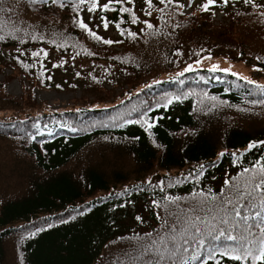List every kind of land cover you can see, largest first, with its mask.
Returning <instances> with one entry per match:
<instances>
[{"label": "trees", "instance_id": "1", "mask_svg": "<svg viewBox=\"0 0 264 264\" xmlns=\"http://www.w3.org/2000/svg\"><path fill=\"white\" fill-rule=\"evenodd\" d=\"M179 2L190 13L175 3L165 7L152 0L149 8L144 0H125L121 6L135 11L136 23L129 13H89L88 4L82 5L79 15L93 31L120 41L104 44L77 26L71 0H63V8L50 0H0V34L17 28L16 36L24 40H0V67L13 71L0 84V264H132L133 238L143 241L163 222L157 213L165 212L152 200L163 205V197H182L183 207L194 194L220 196L225 180L242 178V169L264 157V145L248 148L264 141V104L251 103L264 100L258 88L264 70L253 68L264 69V8L218 0L203 11L198 6L205 0ZM216 11L225 13L227 24H217ZM100 17H107V29ZM44 47L118 68L121 81L108 84L121 92L114 95L96 80L59 109L38 103L32 88L25 87L19 98L8 95L5 85L15 77L35 88H52L43 73L5 53ZM198 58L200 66L193 63ZM187 64H193L192 71H183ZM177 95L182 99L175 100ZM140 116L155 121L153 127L124 123ZM252 232L258 241L259 231ZM203 254L206 258V249ZM217 261L239 264L219 255L208 264Z\"/></svg>", "mask_w": 264, "mask_h": 264}, {"label": "snow or ice", "instance_id": "2", "mask_svg": "<svg viewBox=\"0 0 264 264\" xmlns=\"http://www.w3.org/2000/svg\"><path fill=\"white\" fill-rule=\"evenodd\" d=\"M41 2L48 3L49 0H41ZM50 2L53 5L58 4L61 8L65 6L63 0H50ZM127 2L130 4L132 0H127ZM144 2L149 8L154 7L152 0H144ZM217 2L218 0H205L198 7L203 11H209ZM220 2L227 5L228 0H220ZM244 2L246 4L251 2L254 8H264V5L254 3V0H244ZM86 3L88 4L87 11L89 13L95 12L97 9L105 12L117 11L119 13H129L132 23H136L139 20V17L131 7L121 6L125 3V0H107V2L102 4L99 3V0H90V2L89 0H71L70 7L77 13V16L73 17L77 26L104 44L119 43L120 41L103 38L93 31L88 23L84 22V18L79 15V12L81 6ZM174 3L177 6V10L185 7V4L180 3L179 0H159V4L165 5V7ZM113 4L119 7H111ZM2 10L0 9V11ZM155 10L161 14L164 13V8L157 7ZM8 11L11 12L12 9L9 8ZM144 14L148 17L152 15L151 11ZM261 14L264 15V13ZM100 21L103 27L107 29V17H100ZM143 23L150 29L154 27L153 23L148 19H145ZM17 31H20V29L13 28L6 34H0V40L10 36L12 39L23 43V37L16 36L15 33ZM2 32L3 30L0 29V33ZM128 34L133 38L137 35L135 32ZM30 38L32 40L43 39L42 36L36 35H32ZM52 43L55 44L56 42L53 40ZM61 46L66 47L67 45ZM40 51H43L44 55L47 56L45 50L41 49ZM177 54H180L179 49H177ZM32 55L38 56L39 52L34 51ZM193 63L196 66H200L202 58L196 59ZM53 66L56 67L58 65ZM217 67V65L213 64L211 65V70L216 71ZM253 68L257 71L264 70L257 68L255 65ZM192 70L193 64H187L183 71ZM220 71L227 72L229 69L223 68ZM76 75L80 74L76 73ZM233 75L238 74L233 73ZM48 79H51V76ZM241 79L248 80L247 77H241ZM248 83L255 84L256 82L248 80ZM57 87H60V85H57ZM258 88L264 92V84L258 85ZM174 99L179 101L182 97L177 95ZM210 99L214 101L216 97H210ZM171 103L172 98H169L164 106L167 107ZM251 103L264 104V100H252ZM154 122H150L145 116H140L137 120H124L125 124L138 123L142 127L147 126L146 130L151 129ZM72 131L75 132L77 129L73 128ZM32 138L34 139L35 137L33 136ZM105 139H108V137H105ZM258 145H264V141L250 142L248 148L251 149ZM218 155L223 156L224 153L221 152ZM233 155L235 154L233 153ZM262 161H264V157L257 160L250 168L242 169V178L230 177L225 180L224 185L227 187L221 189L222 195L220 196L213 194L209 198L208 194L203 192L194 194L193 200L185 201L183 207L180 205L182 197H163V200L166 201L163 205L159 201L152 200L151 204L153 207L164 210L165 215L163 217L157 213V219L163 222L158 231L145 233L143 241L139 239V236L133 238L135 240L133 250L136 255L130 257L132 264H208V261L215 260L217 255L227 257L230 261L239 262V264H247L249 260H251V264H264V162ZM200 169L202 173L203 165L200 166ZM146 182L151 184L150 179ZM162 184L163 181L161 180L156 186ZM173 205L175 206L174 210L172 208ZM135 219L143 222L140 216H136ZM253 228L260 233L258 241L252 238ZM234 232H239V235H234ZM223 240L232 241L235 244L224 243ZM255 243H258V249L253 251ZM205 249L207 250L206 258L203 254ZM186 256L188 258H185ZM217 264H220V262L217 261Z\"/></svg>", "mask_w": 264, "mask_h": 264}, {"label": "rangeland", "instance_id": "3", "mask_svg": "<svg viewBox=\"0 0 264 264\" xmlns=\"http://www.w3.org/2000/svg\"><path fill=\"white\" fill-rule=\"evenodd\" d=\"M186 12H189V10ZM214 16L217 24L228 23L224 13L216 11ZM111 35L107 33V36ZM41 49L47 52V56L44 55L43 51H40ZM34 51L39 52V55L33 56ZM7 54L12 55L14 53L7 52ZM17 55L22 58L21 61L25 62L28 67L42 71L46 76L45 82L54 88L48 90L35 88L31 82L13 79L4 88L5 92L12 97H20L25 87L32 88L38 103H45L52 109H59L68 106L73 99L79 98L81 89L93 84L96 80L105 84L114 95L121 92L120 87L110 89L108 84L110 81H121L122 76L121 70L110 64L80 60L74 56H60L47 47L17 51ZM226 59L232 61L227 56ZM53 65L58 66L54 67ZM10 73L11 70L6 71V74ZM76 73L80 75H76ZM250 75L252 76V72ZM49 76H51V79H48ZM3 81L4 76L0 72V84ZM57 85H60V87H57ZM73 87L76 89H72Z\"/></svg>", "mask_w": 264, "mask_h": 264}]
</instances>
